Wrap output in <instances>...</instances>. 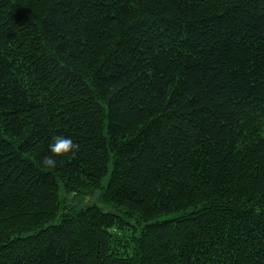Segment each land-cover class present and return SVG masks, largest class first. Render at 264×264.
Segmentation results:
<instances>
[{"label": "trees", "instance_id": "trees-1", "mask_svg": "<svg viewBox=\"0 0 264 264\" xmlns=\"http://www.w3.org/2000/svg\"><path fill=\"white\" fill-rule=\"evenodd\" d=\"M0 264H264V0H0Z\"/></svg>", "mask_w": 264, "mask_h": 264}, {"label": "clouds", "instance_id": "clouds-1", "mask_svg": "<svg viewBox=\"0 0 264 264\" xmlns=\"http://www.w3.org/2000/svg\"><path fill=\"white\" fill-rule=\"evenodd\" d=\"M79 144L71 137L57 135L52 137V143L49 144V151L52 155L44 157V164L47 167L55 168L58 165L56 157H63L69 153L73 156L79 151Z\"/></svg>", "mask_w": 264, "mask_h": 264}, {"label": "water", "instance_id": "water-1", "mask_svg": "<svg viewBox=\"0 0 264 264\" xmlns=\"http://www.w3.org/2000/svg\"><path fill=\"white\" fill-rule=\"evenodd\" d=\"M99 194V191L97 190L95 193H94V196H97Z\"/></svg>", "mask_w": 264, "mask_h": 264}]
</instances>
